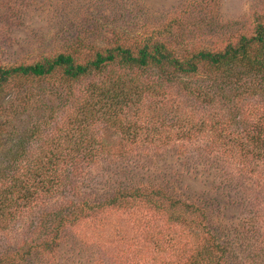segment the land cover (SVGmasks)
<instances>
[{
    "label": "rangeland",
    "instance_id": "obj_1",
    "mask_svg": "<svg viewBox=\"0 0 264 264\" xmlns=\"http://www.w3.org/2000/svg\"><path fill=\"white\" fill-rule=\"evenodd\" d=\"M258 15L264 21V0H0V66L33 63L45 55L73 51L76 36L84 40L76 53L81 62L94 58L98 47L119 39L130 42L151 33L158 39L184 45L189 51L220 50L242 32H250ZM208 74L209 68L203 65L199 78L205 79ZM94 76L73 82L67 98L61 89L49 93L52 81L48 79L19 78L12 86L33 85L42 100L32 107L25 101L26 105L21 103L18 109L11 106L10 100L7 102L6 110H0V144L9 146L21 141L31 149L41 145L66 147L72 137L67 129L74 119L70 115L65 123L67 108L81 104L80 93L96 79ZM73 91L77 102L71 97ZM148 98L152 96L146 93L145 100ZM220 103L228 105L225 100ZM150 104V116L157 115V106ZM54 107L57 111L50 118ZM46 118L50 119L46 129L55 138L44 146L46 138L34 136L27 140L22 133L25 128ZM169 129L179 131L181 127L172 125ZM95 130L101 135L100 143L84 145L106 147L115 154H103L96 163L85 164L79 175L70 179L75 181L74 188L67 186L47 196V207L46 203L35 205L33 211L18 215L16 221H7L0 228V255L16 250L29 239L42 210H51L68 197L82 203H102L85 208L80 219L63 227L62 245L53 259H58L56 264H192L206 244L198 216L190 214L195 223L185 226L172 219L176 213L184 215L183 209L172 211L167 201L158 207L146 199L111 201L117 189L162 186L184 201L207 208L209 227L230 247L225 264H264V178L246 175L237 163L210 152L209 135L173 137L156 144H126L124 131L116 125L98 120ZM164 134L168 135L166 131ZM126 146L134 150L128 156L121 153ZM24 160L28 162V155ZM35 252L20 264H50L51 257Z\"/></svg>",
    "mask_w": 264,
    "mask_h": 264
},
{
    "label": "trees",
    "instance_id": "obj_2",
    "mask_svg": "<svg viewBox=\"0 0 264 264\" xmlns=\"http://www.w3.org/2000/svg\"><path fill=\"white\" fill-rule=\"evenodd\" d=\"M131 40L119 39L109 46L98 47L94 58L81 62L76 53L81 51L84 40L76 36L72 41L73 51L45 55L33 63L0 66L1 112L6 110L9 100L14 109L25 101L27 106L40 105L41 93L33 85L12 86L21 77L48 79L52 81L47 89L49 93L61 89L67 98L73 82L96 75L81 91V104L67 108L65 123L71 119L70 115L74 119L70 122L72 127L67 129L72 137L66 147L41 145L31 149L21 141L9 146L0 144V228L9 220L16 221L18 215H25L28 209L33 211L35 205L46 203L47 207V196L67 186L74 188L75 181L70 179L78 176L85 164L96 163L103 154H115L106 147L84 145L100 143L101 135L95 130L98 120L120 127L126 144H156L173 137L190 139L194 135H209L210 152L237 163L246 175L264 178V21L260 15L250 32H242L236 41L220 50L189 51L184 45L158 39L153 33ZM203 65L209 68V74L200 79ZM146 93L152 98L145 100ZM179 95L180 98L176 97ZM71 97L75 102L79 100L74 91ZM221 100L228 105L221 104ZM100 101L103 105L94 106ZM149 104L157 106L154 117L148 111ZM56 111L54 107L50 118ZM49 120L37 119L28 124L22 132L25 138H46L43 146L51 137L54 139L46 129ZM172 125L181 129L167 130ZM165 131L168 135H163ZM122 150L125 156L134 152L127 146ZM27 155L28 162L24 160ZM128 198L146 199L157 207L167 201L172 211L183 209L184 215L176 213L172 219L185 226L195 223L193 216H198L208 244L197 252L192 264H225L230 247L209 227L205 206L184 201L162 186L117 189L111 201ZM101 203L90 200L82 203L65 197L51 210H42L31 227L29 239L14 251L2 252L0 264L27 262L35 251L51 257L50 264H56L58 259H53L62 245L63 227L80 219L85 208H95ZM190 214L193 216L189 217Z\"/></svg>",
    "mask_w": 264,
    "mask_h": 264
}]
</instances>
